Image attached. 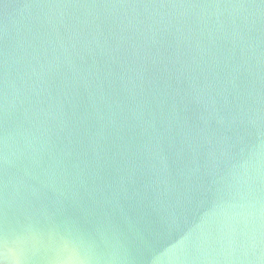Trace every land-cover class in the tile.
Instances as JSON below:
<instances>
[{"label":"water","instance_id":"95a60500","mask_svg":"<svg viewBox=\"0 0 264 264\" xmlns=\"http://www.w3.org/2000/svg\"><path fill=\"white\" fill-rule=\"evenodd\" d=\"M0 264H264V0H0Z\"/></svg>","mask_w":264,"mask_h":264}]
</instances>
